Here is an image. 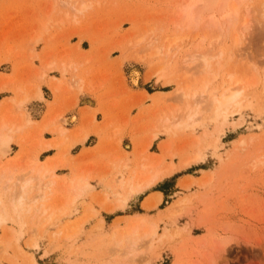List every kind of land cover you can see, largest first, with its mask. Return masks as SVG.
Returning a JSON list of instances; mask_svg holds the SVG:
<instances>
[{"label": "rangeland", "instance_id": "rangeland-1", "mask_svg": "<svg viewBox=\"0 0 264 264\" xmlns=\"http://www.w3.org/2000/svg\"><path fill=\"white\" fill-rule=\"evenodd\" d=\"M74 1L76 4L72 6ZM82 1L88 7L82 13H76L80 0H72L68 6L60 4V0H55V3L54 0H0V121L7 124L4 133L11 138L8 149L3 151L0 148L3 181L0 198L8 200L10 193L4 194L3 189L9 176L13 177H10L11 183L7 186L16 182L18 177L32 176L33 173L28 170L32 166H43L47 173L44 182L56 179L57 189L52 192L53 195L46 192L48 205L54 208L61 204V199L69 201L73 196V193L62 191L67 187L68 180L75 182L87 178L92 187L85 196L69 204L71 207L67 206L68 215L56 213L50 225L41 218L42 223L34 226L33 221H29L33 213L27 212H23L21 221L18 218L17 221L9 211L7 222L0 226V264H11V260L17 264H106L102 256H105V250L113 247V236L125 231L140 218L146 226H158V237L153 247H144L141 250L143 253L139 252L127 262L117 260L112 264H264V106L261 105L262 100L264 104V0L242 3L238 21L233 20L232 26L221 21L224 27L219 39H216V30L213 32L208 24V29L205 28L208 21L206 13L198 14V37H195L196 31H190L186 21L182 23L183 19H179V11L184 7L186 9L190 1L194 6L196 0ZM176 19L181 22L180 26L174 25ZM205 29L211 31L207 37H204L207 33ZM236 37L239 46L233 44ZM173 38L179 39L169 45ZM151 43L153 51L162 46L163 53L150 58L153 52L149 47ZM167 47L171 50L168 54L165 53ZM201 53L211 54L217 59L222 55L220 62L215 58L214 73L207 77L211 85L202 83L205 66L193 58ZM215 62L216 65H223L220 71H217ZM163 63L164 75L168 74V77L159 79L154 71ZM135 70L140 72L136 86L132 84ZM151 72L154 73L152 78L146 80ZM227 76H233V81L230 82ZM254 78L258 82L256 89L246 88L248 97L244 98V102H250L245 108L253 106L242 108L240 113H232L225 124L221 120L218 123L212 121L213 110L205 107L202 118L199 117V125H202L194 129L182 130L178 127L175 132L172 126L169 129L165 125L166 118L171 122L178 115H182L184 123L176 119L177 122L182 126L187 123L183 121L187 120L184 117L186 112L183 116L187 100L182 98L180 89L190 85L192 91H199L198 88L202 89L208 83L211 95L219 96L227 88H240L242 83L238 85V80L244 83L248 80L249 83ZM167 80L171 81L170 84H166ZM246 84L241 88L247 87ZM56 86L57 92L54 91ZM35 89L42 91L43 99L33 97ZM9 96L12 97L6 98ZM22 99L25 103L19 105ZM32 101L42 103L33 106L30 104ZM42 104L46 106L47 114L42 123H37L30 113L39 116ZM88 104L95 109L86 107ZM75 111L80 125L70 131L68 126L77 121L73 124L65 121L76 116ZM24 118L31 123L27 121L26 124ZM17 120L24 126L21 131L17 130ZM59 128L65 129V133L60 135ZM45 132L54 135V140H45ZM85 134L87 139L81 142L80 137ZM154 134L158 136L154 140L152 137V143L145 151L147 153L138 156ZM195 136L201 144L196 143ZM47 143L50 148H46ZM168 143L167 152L165 144ZM14 145L20 147V152L15 158H10L17 148ZM50 149H58L57 157L41 161L40 154ZM80 149L84 150L78 155ZM196 151L204 155L203 162L186 169H176L184 157L194 156ZM70 152L76 157H71ZM151 156H154L153 159ZM157 162H162V168L167 167L165 165L175 167L170 177H165L162 184L156 185L164 196L162 205L151 210L143 205L146 211H150L145 212L139 207L143 195H136L128 199L123 211L109 213L101 206V198L111 191L109 184L115 175L125 179L130 175V168L141 169L140 165L144 163ZM125 163L130 166L129 169H124ZM6 165L11 166L9 172L2 171ZM65 172H70L71 177L60 176ZM176 175H189L179 182L181 190L176 189ZM190 180L194 184L184 189L182 184ZM36 193L39 194L35 190L29 199L34 200ZM113 200L110 194L109 202ZM179 201L182 205L176 207L181 208H174L177 214L173 209L171 218L169 210ZM9 228L15 237L11 239L12 243L7 238L5 240L9 237V234L6 235L10 232ZM70 230L78 231V234L81 232L75 243H67H73L71 247L65 242L70 248L64 246L63 236L53 242L54 233L66 234ZM32 235L36 236L38 249L26 245ZM16 246L22 251H18Z\"/></svg>", "mask_w": 264, "mask_h": 264}, {"label": "bare ground", "instance_id": "bare-ground-1", "mask_svg": "<svg viewBox=\"0 0 264 264\" xmlns=\"http://www.w3.org/2000/svg\"><path fill=\"white\" fill-rule=\"evenodd\" d=\"M57 1V0H56ZM81 3L79 4V7L76 8V13H82L87 7L88 5H86V2L80 0ZM195 1V0H194ZM246 0H196V4L193 6L192 2L190 1V4H189V8H191V12L188 11L190 14L189 17H187V8L184 9L182 8L180 12V17L179 19H183L182 20V23L184 21H186L188 23V27L190 28V31H196L198 29V14L202 15L203 13H206L208 16H207V22L206 23V27L207 28V24H208V27L209 29L210 28H213V32H215L214 30H216L217 34H216V39H219L222 35H223V27H224V24L227 22L231 25L232 21L233 20H237L238 17H239V12H240V6L242 5V3H244ZM59 2V1H58ZM63 4H62V3ZM75 2V1H74ZM73 2V3H74ZM78 2V1H77ZM82 2L84 4H82ZM54 3H55V0H54ZM60 4H62L63 6L65 5H71L72 4V0H60ZM76 4V2L72 5L74 6ZM82 4V5H81ZM192 4V5H191ZM81 5V6H80ZM191 5V7H190ZM55 6V5H54ZM71 6V9L73 10V7ZM185 6V5H184ZM193 6V7H192ZM196 7V8H195ZM69 8V7H68ZM53 9V8H52ZM55 9V8H54ZM75 10V9H74ZM54 11V10H53ZM182 12V13H181ZM51 13V12H50ZM205 14V15H206ZM179 16V15H178ZM218 17L220 18V20L218 19ZM179 19H176V21H174V25L176 26H180L181 22L179 21ZM185 19V20H184ZM188 21H187V20ZM200 19V17H199ZM201 20V19H200ZM221 21H224V24L221 22ZM238 21V20H237ZM234 23V22H233ZM200 24V23H199ZM229 24H227L229 26ZM225 25V26H227ZM235 25V24H234ZM227 26V28H228ZM232 26V25H231ZM197 27V28H196ZM231 28V27H230ZM247 28V27H246ZM208 29V28H207ZM207 29H205V31L207 32ZM245 29V27H244ZM199 30V29H198ZM232 30V29H231ZM228 31V30H227ZM210 30L206 33V35L204 37H207L210 35ZM196 33L195 34V37H198V31L194 32ZM222 34V35H221ZM228 35V34H227ZM236 36V35H235ZM179 38H173L171 41H169V45H172L174 43H176V41L178 40ZM235 39V42H233V44L235 43V45H238L239 44V41L236 38ZM234 41V40H233ZM152 42V41H151ZM157 43V42H156ZM150 44V43H149ZM152 44V43H151ZM163 44V43H162ZM232 44V45H233ZM234 45V46H235ZM154 45L152 44L149 45L150 49L152 50L151 47H153ZM239 46V45H238ZM162 47V46H161ZM160 47V48H161ZM159 47L157 48L158 51L156 49H154V51L152 52V54L150 53V58H152V56H156L159 55L160 53H163L161 52L162 50L160 49ZM169 47L166 48V52L165 53H170L171 50L168 49ZM160 49V50H159ZM166 54V55H167ZM161 55V54H160ZM232 55V54H231ZM165 56V55H163ZM168 56V55H167ZM219 56V55H218ZM221 56V57H220ZM218 57V59L216 58V56H212L211 54H208V53H201L200 55H195L193 58L194 60H200L205 68H203L204 70L202 71V78H203V82L202 83H205V82H208L207 80V77L211 74L212 72V69H213V61L216 60L218 62H220L222 59V55H220ZM149 57V55H148ZM166 57V56H165ZM229 58V57H228ZM172 59V58H171ZM221 59V60H219ZM231 59V58H230ZM215 60V61H216ZM224 60V58H223ZM216 61V62H217ZM225 61V60H224ZM223 61V62H224ZM228 61V60H227ZM216 62L214 63V65H216ZM165 63H163V66L161 65L160 67H157L155 68L156 70L154 71V73L159 76L158 78H162V77H168V74L165 76L164 75V70H165V66H164ZM169 64V63H168ZM220 64V63H219ZM217 64L216 68L218 69L217 71H220L219 68L222 69V66L223 65H219ZM64 65V64H62ZM69 67V66H68ZM168 67V66H167ZM64 70V69H63ZM70 70V68H69ZM72 71V69H71ZM70 71V72H71ZM215 71V69H214ZM216 71V73L218 74V72ZM153 72V71H152ZM148 73L147 75V78L146 80H150L152 78V75L154 73ZM43 73V72H42ZM62 73V72H61ZM73 73V72H71ZM163 73V74H162ZM214 73V72H212ZM74 74V73H73ZM160 74V75H159ZM44 75V74H43ZM42 75V76H43ZM170 75V74H169ZM213 75V74H212ZM211 76V75H210ZM230 76V75H229ZM215 77L217 78L218 76L215 75ZM215 77H211V79L213 78V80H215L216 78ZM228 77V76H227ZM230 78V79H229ZM139 79H140V72L135 70L133 73H132V84L134 86H136L139 82ZM242 79V78H241ZM73 80V79H72ZM213 80H210V81H213ZM228 80L230 82L233 81V76L231 77H228ZM76 81V80H75ZM80 81V80H79ZM247 82H241L240 80H238V85H240V83H242V85L248 83V80H246ZM257 81V80H256ZM255 81V78L250 80V82L248 84H246L247 87H245L243 89V87L241 88L242 85H240V88L239 86L236 88L237 89H231V88H227L223 93H221V95L219 96H212L211 93L209 92V85L208 83H206L204 86H202L203 84H201V86L203 87L202 89L198 88L199 91H195V90H191V87L187 86L186 85L184 87H186L185 89H180L179 90V93L181 94L182 98L187 100L186 104L184 105L185 106V111H181L183 112V116H184V113L186 114L184 117L186 118L187 117V120H183L184 118L182 117V120L183 121H187V123H185L183 126L180 124V122H177L176 119H178V121H181V116L182 115H178V116H175L174 120H172L171 122L173 123H176L172 125V123L167 120L168 118H166L164 121L165 125L168 126V128L170 126H172L171 128L174 129H179L181 128L182 130L184 129H187V128H191V129H194L196 126L199 125V122H200V118H202L203 116V112H204V109L205 107L206 108H211L213 110V117H212V121L218 123L220 120H221V123L222 124H225L227 121H228V118L231 116V114H235L234 112H238L240 113V110H244L246 109L248 106H253L252 104L251 105H247L246 108H245V105L246 103L249 104L248 102H244V99L246 96H247V89L246 88H251V90L255 87L256 89V86H257V83ZM58 82V80H57ZM61 82V81H60ZM60 82L58 84H60ZM78 82V81H77ZM171 81H168L167 80V83L166 84H170ZM237 82V81H235ZM262 82H264V80H262ZM80 83V82H79ZM84 83V82H83ZM212 83V82H211ZM211 83H209L211 85ZM69 84V83H68ZM77 84V83H75ZM82 84V83H81ZM236 84V83H235ZM234 84V85H235ZM262 86H263V83H261ZM65 85V84H64ZM67 86V85H66ZM77 86V85H76ZM209 86V87H208ZM259 86V85H258ZM73 87V86H72ZM200 87V86H199ZM71 88V86H70ZM235 88V87H234ZM264 88V86H263ZM262 88V89H263ZM72 89V88H71ZM258 89V88H257ZM36 90V89H35ZM69 90V89H68ZM80 90V89H79ZM54 91H59L58 90V86H56L54 88ZM181 91V92H180ZM263 91V90H262ZM178 92V91H177ZM253 92V91H252ZM179 93H176L177 95H179ZM264 93V91L262 92ZM261 93V94H262ZM259 94V93H258ZM55 95V94H54ZM251 95V93L249 94ZM255 95V94H254ZM264 95V94H263ZM262 95V96H263ZM261 96V95H260ZM261 96V97H262ZM33 97L35 99H42V91L40 89H37L35 92H34V95ZM180 97V95H179ZM248 97V96H247ZM246 97V98H247ZM252 97V95H251ZM181 98V99H182ZM254 98V96H253ZM257 98V97H256ZM264 99V97H262ZM261 98V99H262ZM261 99H259V101H261ZM192 101V102H190ZM25 103V100L22 99L19 103V105H23ZM263 103V100L261 102V105L264 106ZM183 104V103H182ZM18 105V103H17ZM16 105V106H17ZM260 105V104H259ZM18 107V106H17ZM16 107V108H17ZM181 108V107H179ZM249 108V107H248ZM180 111V109H179ZM20 115V114H19ZM27 116V115H26ZM179 116H180V119H179ZM178 117V118H177ZM19 118V117H18ZM2 119V118H1ZM7 119V118H6ZM26 120V118H24ZM11 120V119H10ZM20 120V119H19ZM24 120V121H25ZM53 120V119H52ZM204 120V118H203ZM5 121V120H4ZM15 121V119H14ZM18 121V120H17ZM27 121L28 123H31L30 120H26V124H27ZM51 121V120H50ZM76 121V118L75 117H71L69 119H67L65 122L68 124L70 123H73ZM202 121V120H201ZM49 122V121H48ZM203 122V121H202ZM10 123V122H9ZM21 123V122H20ZM53 123V122H52ZM171 123V125H170ZM181 123L183 124L184 122L181 121ZM204 123V122H203ZM17 124H19V121L17 122ZM205 124V123H204ZM13 125V124H12ZM11 125V127H12ZM47 125V124H46ZM45 125V126H46ZM202 125V124H200ZM199 125V126H200ZM16 126V125H15ZM165 126V127H166ZM24 128L23 125H18L17 126V130H20L21 131V128ZM47 127V126H46ZM175 127V128H174ZM203 127V126H202ZM62 128V127H60ZM58 129V132L63 134L65 133V129ZM170 129V128H169ZM178 129V130H179ZM7 130V124L3 121H0V148L5 151V149H8L9 146H10V143H11V138L9 135L5 134L4 132H6ZM16 130V129H15ZM17 130L15 132H17ZM173 131V130H172ZM9 132L11 133V131L9 130ZM13 132V133H15ZM42 132V131H41ZM40 132V133H41ZM67 132V130H66ZM177 132V131H175ZM8 133V132H7ZM77 133V132H76ZM174 133V132H173ZM78 134H79V131H78ZM77 134V135H78ZM175 134V133H174ZM39 135V133H38ZM41 135V134H40ZM76 135V136H77ZM158 136V135H157ZM155 134L154 136H151V138L149 140L152 139L153 137V140L157 137ZM173 136V135H172ZM182 137V136H181ZM195 138H197L196 136L194 137V140ZM81 142L85 141L87 139V135H83V137L81 138ZM190 139V138H189ZM199 138H197L195 141L196 143H199L197 142ZM193 140V138H192ZM191 140V141H192ZM184 141V140H183ZM28 142V141H27ZM38 142V141H37ZM194 142V141H193ZM40 143V142H38ZM62 143V142H61ZM149 143V142H148ZM146 143V146H144L143 148L141 147V149L143 150L145 147V149L140 152L139 150V154L138 156L143 153H145V151L149 148V146L151 145L152 143V140L150 141V143L148 144ZM184 143V142H183ZM44 144V143H43ZM201 144V142L199 143ZM198 144V145H199ZM37 145V144H36ZM185 145V144H184ZM35 147V145H33ZM46 148L49 147V144H45ZM164 146V145H163ZM168 146H170V144L168 143L165 144V150H169V148H167ZM197 146V144H196ZM55 147V146H54ZM182 147V145H181ZM36 148V147H35ZM50 148V147H49ZM163 148V147H161ZM167 148V149H166ZM180 149V148H179ZM199 149V148H197ZM3 151H1V154L3 153ZM9 151V150H8ZM31 151V149H30ZM29 151V155L30 152ZM38 151V150H37ZM66 151V149H65ZM137 151V152H138ZM162 151V149H161ZM198 151V150H197ZM196 151V152H197ZM34 152V151H33ZM175 152V150H174ZM147 153V152H146ZM145 153V154H146ZM165 153V152H164ZM182 153V152H180ZM168 154V153H167ZM175 154V153H174ZM3 155V154H2ZM32 155V154H31ZM30 155V156H31ZM166 155V154H165ZM169 155H170V152H169ZM177 155V154H176ZM143 156V155H142ZM181 156V155H180ZM204 155H201L200 152H197L194 156H188V157H184V159L182 161H180V165L178 168V170H182V169H186L192 165H196V164H199L201 162L204 161V158H203ZM0 157H2L0 155ZM29 157V156H28ZM32 157V156H31ZM148 157V155H147ZM150 157V156H149ZM148 157V159H149ZM152 159L154 156H151ZM156 157V156H155ZM158 157V156H157ZM172 157V156H171ZM174 157V156H173ZM114 157H112L113 159ZM120 158V157H119ZM159 158V157H158ZM163 158V157H162ZM175 158V157H174ZM62 159V158H61ZM115 159V158H114ZM147 159V158H146ZM160 159V158H159ZM117 160V158H116ZM138 160V159H136ZM162 159H160L161 161ZM62 162V160H60ZM149 161V160H148ZM163 161V160H162ZM35 162V161H34ZM56 161H54L55 163ZM117 162V161H116ZM143 162V161H142ZM146 162V161H145ZM154 162V161H153ZM63 163V162H62ZM111 163V162H110ZM115 163V162H114ZM141 163V162H140ZM162 163V162H161ZM160 162H157L156 164L154 163H144L141 166V169L137 168V167H133V168H130L129 169V165H126V163L123 165L125 170L126 169H129L130 170V176L127 178V179H123L121 176L117 177V175H115V177H113V180L111 181V184H109V182H107L110 186H109V189L111 191H109V193H102V198H101V201H100V204L102 207H104L106 209L107 212L109 213H113L115 211H123L125 210L126 206H127V202H128V199L131 198L132 196H136L138 195L139 193L151 188L157 181L165 178V177H169L172 175V173H174L175 171V167L173 165H165L167 167L165 168H162L161 167V164ZM9 164V163H8ZM12 164V162H11ZM28 164V163H27ZM50 164V163H49ZM128 164V163H127ZM136 164V163H135ZM14 165V164H13ZM41 165V164H39ZM10 166V165H9ZM6 165V167L4 166V170L2 169L3 172L5 171H8L10 169V167ZM19 166V165H18ZM28 166V165H27ZM26 166V167H27ZM52 166H54L52 164ZM66 166V165H65ZM134 166V165H133ZM163 166V165H162ZM45 167V166H44ZM48 167V166H47ZM46 167V168H47ZM110 167V165H109ZM114 167V166H113ZM121 167V166H120ZM18 168V167H17ZM30 170L29 173H33L32 176L28 177V178H24L22 175V177H18V179H16V182L12 183L11 186H7V184L11 183V179L10 177H13L12 175L9 176L8 178V182L5 181V187H4V194L5 192L8 194L10 193L9 197H8V200L7 201H3V199L0 198V226H2L3 224H5L7 222V216H8V212H12L11 215H13L16 219L18 218L20 221H21V218H22V213L24 212H27V213H33L32 215V218L29 220V221H33V224L34 226H37L39 224L42 223V219L41 218H44L50 225V223L52 221H54L53 217L55 216L56 213L58 214H62V215H65V214H69V210H67L66 208H68L67 206L69 204H73L75 203L77 200H79L81 197L85 196L86 193L92 188L88 179H80V180H77V181H70L68 180V185L67 187H65L64 189H62V191L65 193V194H69V193H73V196H71L69 199V201H67L66 199H60L63 200L61 202V204L57 207V208H54L52 206H50V204L48 205V197H47V193H50L52 194L53 191H55L57 189V181L56 179H52L50 180L49 182H44V178H46V171L45 169L43 168V166H32V167H29ZM119 168V167H117ZM116 168V169H117ZM15 166H14V171H15ZM22 169V167H21ZM49 169V168H47ZM114 169V168H113ZM17 170V169H16ZM50 170V169H49ZM120 170V169H119ZM48 171V170H47ZM9 172V171H8ZM12 172V170L10 171ZM50 173V172H49ZM48 173V174H49ZM8 174V173H7ZM17 174V173H15ZM27 175V174H24V176ZM29 175V174H28ZM211 175V174H210ZM48 177V176H47ZM52 177V175H51ZM50 177V179H51ZM56 177V176H54ZM89 177V176H88ZM212 177V176H211ZM211 177L209 179H211ZM6 178V177H5ZM60 179V178H58ZM112 179V178H111ZM2 180V173L0 174V184L3 182L1 181ZM5 180V179H4ZM62 181V180H61ZM209 181V180H208ZM206 180V182H208ZM205 182V181H204ZM61 183V182H59ZM194 184V181L193 180H190V181H187L185 182L184 184H182V187L184 189H189L192 185ZM59 186V185H58ZM1 187V186H0ZM56 187V188H55ZM91 187V188H90ZM61 188V187H60ZM63 188V187H62ZM106 189V187H105ZM37 190V192L39 193L37 195V193L35 194L36 196L34 197L35 199L33 200V198L29 199V196L35 191ZM107 191V190H106ZM47 192V193H46ZM90 192V191H89ZM110 194L113 195L114 197V200L109 202L110 201ZM3 195V194H2ZM49 195V194H48ZM53 195V194H52ZM4 197V196H3ZM37 197V198H36ZM68 198V197H66ZM48 199V200H47ZM41 203H39L40 201ZM59 200V201H61ZM66 200V201H65ZM58 201V203H59ZM33 202V204L31 205L30 203ZM184 202V201H183ZM55 203V202H54ZM160 203V196H155L153 198H151L150 200H148L145 204V208L150 210V209H153L155 207H157V205ZM39 204V205H38ZM182 205V203L179 201V203L175 204L174 206H171L172 209L169 210V214L170 216L173 215V209L174 208H178L179 207H176L178 205ZM184 204V203H183ZM55 205V204H54ZM70 206V205H69ZM72 206V205H71ZM70 206V207H71ZM89 206V205H88ZM181 208V207H180ZM170 209V208H169ZM175 212L177 211L176 209H174ZM67 214V215H68ZM96 214V212H95ZM168 214V212H167ZM177 214V212H176ZM176 216V215H175ZM167 217V216H166ZM174 217V216H173ZM168 218V217H167ZM172 218V216H171ZM17 219V221H18ZM57 219V218H56ZM55 219V220H56ZM10 220V219H9ZM137 220V219H136ZM19 221V222H20ZM143 219H138V221L136 222H133L129 225V227H127V229L125 231H121L119 232L120 234L118 235H114L113 236V240H114V243H113V247L110 248L109 250H105L104 253H105V256L102 258L104 259L105 258V262H107L106 264H109L111 262H114L117 261V260H122L123 262L126 260V262L131 259L132 257H136L137 254L139 252H141V250L143 251V248L144 249H148V248H152L153 247V244L154 242L156 241L157 237H158V226L155 225V224H150V225H144L143 224ZM80 224H81V221H79ZM78 222V223H79ZM32 223V222H31ZM147 223V221H146ZM73 224V223H72ZM149 224V223H148ZM77 225V224H76ZM103 225V220L100 221V226L102 227ZM79 226V225H78ZM33 227V225H32ZM33 228H36V227H33ZM82 228V227H81ZM97 228V227H96ZM9 231L12 230V229H8ZM78 230V229H77ZM82 230V229H81ZM80 230V231H81ZM101 230V229H100ZM142 231L141 234H139V231ZM71 231V230H70ZM79 231V232H80ZM119 231V230H118ZM6 232V231H5ZM30 232V231H29ZM66 234L62 233V234H56L54 233V239H53V242L55 243L57 239H60L62 236H63V244L64 246H66V248H70L73 243H75L76 239H77V235L81 234V232L78 234V231H71V232H65ZM9 234V235H8ZM32 234V233H31ZM114 234V233H113ZM6 235H8L9 237H5V240L6 238L8 239L7 241H11V239L13 240L15 237H14V233L13 231H10L9 233H7ZM33 235H35V232H33ZM30 237V239L28 238L29 242H27L28 244V247L29 248H32V249H38L39 246H38V243L35 239L36 236H33ZM16 236V235H15ZM76 238V239H75ZM10 239V240H9ZM75 239V240H74ZM17 240V239H16ZM7 241L4 243H7ZM14 242L16 243V241L14 240ZM18 242V240H17ZM65 242L66 244L67 243H72V245H69L70 247H67V245H65ZM12 243V241H11ZM10 244V243H9ZM17 244V243H16ZM224 244H226L225 242L223 243V246ZM2 246V245H1ZM6 246V245H5ZM17 249H18V246H16ZM102 247V246H101ZM6 248V247H5ZM21 248V247H20ZM64 248V247H63ZM73 248V247H72ZM142 248V249H141ZM3 249V248H2ZM7 249V248H6ZM99 248L96 249V251L98 250ZM22 251L21 249H18V251ZM101 250V249H100ZM151 250V249H150ZM5 252V250H4ZM100 252V251H99ZM6 253V252H5ZM23 253V252H22ZM98 253V251H97ZM103 253V254H104ZM143 253V252H141ZM25 253H23L24 255ZM99 254V253H98ZM27 255V254H26ZM97 255V254H96ZM100 255V254H99ZM25 256V255H24ZM27 257V256H25ZM98 257V256H97ZM100 258V257H99ZM102 259V262H104ZM124 259V260H123ZM128 259V260H127ZM9 260V259H8ZM15 260V259H14ZM98 260V258H97ZM101 260V259H100ZM107 260V261H106ZM11 264H17L16 261H10ZM130 262V261H129ZM133 262V261H132ZM104 264V263H103ZM112 264V263H111Z\"/></svg>", "mask_w": 264, "mask_h": 264}, {"label": "crops", "instance_id": "crops-1", "mask_svg": "<svg viewBox=\"0 0 264 264\" xmlns=\"http://www.w3.org/2000/svg\"><path fill=\"white\" fill-rule=\"evenodd\" d=\"M141 93H143L144 91H140ZM10 97H12V96H9V97H6V98H10ZM42 97H43V94H42ZM43 99V98H42ZM49 100H51V98L49 99ZM44 101H46V99L44 100ZM40 103H42V101H32L30 104H32L33 106L34 105H38V104H40ZM86 107H89L90 109H95L94 108V106H92V105H89L88 104V106H86ZM41 108H42V112H41V114L39 115V116H37V117H35V116H33V112L32 113H30V115H31V118H32V120L33 121H35V122H37V123H42L43 122V120H44V118H45V116H46V114H47V108H46V106L44 105V104H42L41 105ZM81 109L82 108H84V107H80ZM75 115L76 116H74L75 118H76V121H77V119H78V113L75 111ZM69 117V116H68ZM72 117V116H71ZM98 118H100V115H98L97 116ZM80 119V118H79ZM75 121V122H76ZM74 123V122H73ZM73 123H71V124H73ZM79 125H80V123L78 124V121L75 123V124H73L72 126H68V129L70 130V131H73V130H75L76 128H78L79 127ZM43 137H44V139L45 140H47V141H52V140H54V138H55V136L54 135H52V134H50V133H48V132H45L44 133V135H43ZM14 146H16L17 148H16V150H14V152L10 155V158H15L16 156H17V154L20 152V147L18 146V145H14ZM79 146H77V147H74L73 149H76V148H78ZM94 147H96V145L94 146ZM94 147H92V148H94ZM72 149V150H73ZM85 149H91V147H85ZM83 150L84 149H80V152H78L77 154L79 155V153H81L82 154V152H83ZM58 149H50V150H47V151H45V152H43V153H41L40 154V160L41 161H43V162H47L48 160H52V159H55L56 157H57V155H58ZM128 153H130V152H128ZM80 154V155H81ZM70 155H71V157H73V158H75L76 157V155L74 156L71 152H70ZM157 155H159V154H157ZM61 170V169H60ZM64 170H66L65 168H64ZM60 176H67V177H71V173L70 172H65V173H62V174H60ZM130 176V175H129ZM128 176V177H129ZM186 176H189V175H183V176H180V177H178L177 179H176V189H180L181 190V188L179 187V182L183 179V178H185ZM128 177H125V179H127ZM170 177V176H169ZM172 178V177H171ZM195 178H200V177H195ZM164 179V178H163ZM163 179H161V180H159V181H157L152 187H154L153 189H151V188H149V189H151V190H149V189H147V190H145V191H143V192H141V193H139L138 195L140 196V195H143V198L139 201V207H140V209H142L143 211H145V212H150V211H146L144 208H143V205L145 206V204H146V202L148 201V200H150L151 198H153V197H155V196H160V203L157 205V207L161 204H163L164 203V196H163V194H162V192L159 190V189H157V186H159L160 184H162L163 182H161ZM170 179V178H169ZM166 180H168V179H166ZM161 182V183H160ZM158 184V185H157ZM157 185V186H156ZM156 186V187H155ZM103 190V188H101L100 189V191H102ZM177 193H179V192H177ZM176 193V194H177ZM136 198V197H135ZM135 198H133V199H135ZM132 199V200H133ZM131 200V201H132ZM130 201V202H131ZM129 202V203H130ZM129 205V204H128ZM159 208H157V209H154V210H152V211H155V210H158ZM151 210V209H150ZM107 216V215H106ZM103 217L105 218V215H103ZM122 217H124V216H118L117 218H122Z\"/></svg>", "mask_w": 264, "mask_h": 264}, {"label": "trees", "instance_id": "trees-1", "mask_svg": "<svg viewBox=\"0 0 264 264\" xmlns=\"http://www.w3.org/2000/svg\"><path fill=\"white\" fill-rule=\"evenodd\" d=\"M177 177H176V179L179 177V175H176Z\"/></svg>", "mask_w": 264, "mask_h": 264}]
</instances>
